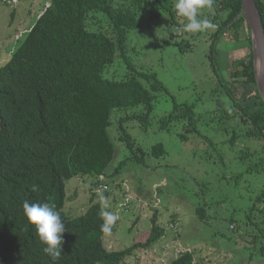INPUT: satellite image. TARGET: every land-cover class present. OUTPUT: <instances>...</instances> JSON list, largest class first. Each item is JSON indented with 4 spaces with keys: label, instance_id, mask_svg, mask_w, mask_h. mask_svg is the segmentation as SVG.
<instances>
[{
    "label": "trees",
    "instance_id": "1",
    "mask_svg": "<svg viewBox=\"0 0 264 264\" xmlns=\"http://www.w3.org/2000/svg\"><path fill=\"white\" fill-rule=\"evenodd\" d=\"M151 2L165 9L175 0H51L0 67V264H126L137 251L164 237L166 230L158 224L155 209L145 242L138 240L123 250L109 251L102 237L114 233L116 226L111 233L102 232L99 215L105 210L99 196L110 198L108 185L126 164H145V154L126 126L138 121L141 128H147L156 100L153 93L165 90L155 74L136 71L128 57L129 35L140 26L139 17L148 13ZM255 3L264 27V0ZM241 6V0H213V13L207 12L216 29L207 58L216 88L230 102L229 107L216 111V120L237 122L227 132L226 142L233 150L242 145L238 159L246 166L245 173L264 177V102L256 81L251 31ZM176 16L174 11L172 24L180 26ZM222 39L246 50L243 57L229 63L227 76L218 65ZM180 47L183 51L189 44L182 41ZM115 60L128 71L118 81L105 78L106 69ZM134 110L140 112L127 115ZM119 113L125 115L117 120L118 135L112 138L113 114ZM195 116L193 105L175 104L172 112L160 119V129L187 121L191 133L197 134ZM116 141L125 146L129 156L111 171ZM206 142L213 147L212 142ZM149 155L165 156L164 146H152ZM240 177L242 174L234 179ZM73 178L93 181L90 205L76 216L64 211L66 183ZM33 183L39 186L38 191L31 190ZM25 200L56 205L66 228L58 260L43 253L34 227L22 214ZM195 213L201 223L211 219L205 206L196 208ZM253 218L255 222L245 226L258 233L250 247L264 258V183L249 209L248 219ZM230 223L235 222L231 219ZM170 264H196V251H182Z\"/></svg>",
    "mask_w": 264,
    "mask_h": 264
},
{
    "label": "rangeland",
    "instance_id": "2",
    "mask_svg": "<svg viewBox=\"0 0 264 264\" xmlns=\"http://www.w3.org/2000/svg\"><path fill=\"white\" fill-rule=\"evenodd\" d=\"M50 2L0 0V67ZM147 10L148 13L139 17L140 26L129 35L132 44L128 57L136 71L155 74L165 90L153 93L156 100L147 128H141L138 121H130L126 126L137 148L145 154V164L127 163L115 182L108 185L111 196L105 210L119 218L116 231L102 237L103 246L109 251H120L138 240L145 242L156 209L157 222L166 230L164 237L137 251L126 264H170L187 250L196 251V264H264V258L250 247L258 233L245 228L247 223L255 222L256 218L248 219L249 209L264 177L245 173L246 166L238 159L242 145L239 143L233 150L226 142L227 132L237 122L216 120V111L230 106L223 91L216 88V77L207 58L216 27L189 34L182 31L181 17L176 16L180 26L172 24L173 6L162 9L151 2ZM202 13L201 18L213 17L208 16L206 8ZM93 21L99 26L98 20ZM15 35L18 36L14 39ZM182 41L189 44L183 51ZM218 50V65L225 76L229 63L246 53L226 39L218 44ZM2 51H7L8 56H1ZM127 72V67L115 60L106 69L105 78L122 80ZM175 104L194 106L197 134L191 133L187 121L160 129V119L168 116ZM140 110L128 111L127 115ZM124 115L113 114L112 138L118 135L116 123ZM158 143L164 146L166 155L152 158L150 149ZM114 145L116 155L111 171L129 156L122 143L116 141ZM241 174L236 181L234 178ZM91 182V178H73L66 183L67 215H80L89 207ZM200 206H205L211 216L203 223L195 213ZM231 219L235 223H230Z\"/></svg>",
    "mask_w": 264,
    "mask_h": 264
},
{
    "label": "clouds",
    "instance_id": "3",
    "mask_svg": "<svg viewBox=\"0 0 264 264\" xmlns=\"http://www.w3.org/2000/svg\"><path fill=\"white\" fill-rule=\"evenodd\" d=\"M213 0H175L173 5L177 16L181 17L184 23L182 31L189 34H196L216 25L207 17L201 18L203 9H207L209 14L213 13ZM33 192L39 190V186L33 183L31 186ZM99 202L103 209L108 208V200L102 194L99 196ZM22 214L26 222L34 227L35 236L43 253L47 254L56 261L62 254V234L66 231L62 217L56 210L54 203H35L28 200L23 201ZM102 223L100 229L104 233H111L112 227L118 220V215L111 211L102 210L99 213Z\"/></svg>",
    "mask_w": 264,
    "mask_h": 264
},
{
    "label": "water",
    "instance_id": "4",
    "mask_svg": "<svg viewBox=\"0 0 264 264\" xmlns=\"http://www.w3.org/2000/svg\"><path fill=\"white\" fill-rule=\"evenodd\" d=\"M241 11L251 31L254 70L264 102V27L255 0H241Z\"/></svg>",
    "mask_w": 264,
    "mask_h": 264
},
{
    "label": "crops",
    "instance_id": "5",
    "mask_svg": "<svg viewBox=\"0 0 264 264\" xmlns=\"http://www.w3.org/2000/svg\"><path fill=\"white\" fill-rule=\"evenodd\" d=\"M39 15H40V14H39ZM37 17H39V16H37ZM16 36H18V35H15V36H14V39H15ZM6 53H7V51H6V52H5V51H2L1 56H8ZM8 58H9V56H8Z\"/></svg>",
    "mask_w": 264,
    "mask_h": 264
}]
</instances>
